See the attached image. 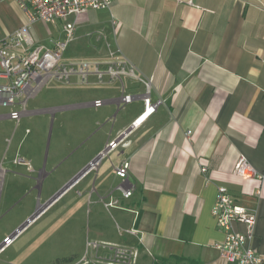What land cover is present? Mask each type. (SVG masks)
Here are the masks:
<instances>
[{
  "label": "crops",
  "instance_id": "crops-1",
  "mask_svg": "<svg viewBox=\"0 0 264 264\" xmlns=\"http://www.w3.org/2000/svg\"><path fill=\"white\" fill-rule=\"evenodd\" d=\"M93 12L78 18L63 61L103 63L118 53L151 80L150 98L163 104L120 138L143 111L144 87L134 80L99 84L91 75L82 84L72 76L69 84L44 80L26 93L28 100L49 82L75 88L67 105L23 117L50 121L48 140L36 138L23 149V140L14 141L20 122L0 133L2 179L19 176L5 169L15 149L34 164L30 171L17 166L36 176L33 189L41 200L4 232L17 236L0 252V264H63L56 261L69 258L66 264H108L89 244L130 250V264H233L214 249L224 237L211 214L218 188L255 215L251 245L264 256V0H112ZM7 21L0 40L24 26L35 46L63 38L61 22L29 24L22 11L18 23L10 15ZM122 93L135 98L119 107ZM95 100L103 105L92 107ZM12 111L0 110V123ZM111 141L119 143L98 159ZM241 159L257 177L234 173ZM123 162H129L125 180L115 175ZM122 190L131 196L124 198ZM30 229V245L19 243ZM234 229L245 232L239 223Z\"/></svg>",
  "mask_w": 264,
  "mask_h": 264
},
{
  "label": "built area",
  "instance_id": "built-area-1",
  "mask_svg": "<svg viewBox=\"0 0 264 264\" xmlns=\"http://www.w3.org/2000/svg\"><path fill=\"white\" fill-rule=\"evenodd\" d=\"M26 16L29 24L45 22L55 25L63 23V38L51 40L45 46H35L30 36L28 26L14 31L7 39L0 40V107L16 108L8 114V119L16 124L27 114L25 110L27 98L21 97L33 90L44 80H53L58 83L69 84L72 76L79 77L82 84H87L88 77L95 76L97 83L108 84L122 82L125 78L134 80L144 87L141 95L143 111L122 132L125 137L133 130L139 128L163 104L162 100L152 101L150 98L151 80L140 76L136 68L123 59L118 53H109L105 62L72 61L65 63L63 55L68 45L73 41L78 18L88 11L107 9L112 0H14ZM73 18V21H69ZM112 25L115 21L112 19ZM102 35H98L101 38ZM107 46V44H106ZM22 50L23 55L16 53ZM134 96L122 93L118 102L119 107L133 102ZM92 107H101L103 101L95 100ZM28 132V131H26ZM191 132H187L189 136ZM119 142L111 141L105 150L100 153L101 159L107 152L116 148ZM14 163L32 167L23 157L17 156ZM97 163V162H96ZM96 163H91L90 166ZM129 162H123L115 170V175L125 180L128 176ZM206 171L202 166L201 172ZM234 173L242 178L257 177L256 172L246 161L239 160L234 167ZM2 173L0 167V192L2 186ZM123 197L131 196L130 190H122ZM211 214L218 228L223 233V240L214 244V249L220 256L233 264H264V256L258 254L252 247L253 229L256 217L253 213L239 206L234 198L222 188L217 189L215 202ZM239 223L245 227V232L239 233L234 229V224ZM17 235L5 238L0 247V252L10 246ZM101 250L99 259L108 264H130L134 259V252L109 244H89Z\"/></svg>",
  "mask_w": 264,
  "mask_h": 264
},
{
  "label": "rangeland",
  "instance_id": "rangeland-1",
  "mask_svg": "<svg viewBox=\"0 0 264 264\" xmlns=\"http://www.w3.org/2000/svg\"><path fill=\"white\" fill-rule=\"evenodd\" d=\"M14 0H3L0 3V30L5 29L9 23L7 21V16L10 15L17 23L21 18V11L18 9L16 4H14ZM90 14H95L91 11ZM37 32L39 34H44L42 32L43 27L41 24H36ZM42 37V36H41ZM87 41V40H86ZM72 89L67 87L66 85L57 84L55 82H49L42 90H40L35 96L30 97L27 100L25 110L27 112H31L34 110H51L53 108L65 106L68 104L69 98L72 97ZM26 98V95H23L21 101ZM7 108L0 107V110H4ZM10 109V108H8ZM14 109V108H13ZM16 110V108L14 109ZM39 117V116H38ZM44 120V118H37L27 116L26 118H22L20 120L19 126L16 128L14 141L22 143L23 149L27 148L31 145L32 142H35L36 138L43 137L45 139H49L50 133V121L47 124H39V121ZM16 127V123L14 121H5L0 123V133H6V129L8 131H13ZM39 129H43L46 131L45 134H40ZM28 131V133H26ZM21 147L19 151L21 152ZM18 154H15V149L9 152V160L10 162L6 165V170L9 172H15L19 176L15 177L10 173L5 175V178L2 181L1 192H0V241L5 234L4 232L7 228H11L12 224L15 222L23 221L27 217L26 215L29 213L30 208H35L37 204H40L41 200L38 197V190L34 191L33 187L37 184L36 176L30 173H27L21 167L14 166L12 161L17 157ZM19 156V155H18ZM21 157V156H20ZM8 160V161H9ZM34 167V164H32ZM34 231L35 229H30L25 234L22 235L19 243L22 241L29 240L28 245H30L31 240L34 239ZM9 236V235H7ZM47 243L42 251L47 249ZM36 243L32 246L35 247ZM31 248V247H30ZM3 254V253H2ZM1 254V255H2ZM10 254V249L6 251L1 258H5Z\"/></svg>",
  "mask_w": 264,
  "mask_h": 264
},
{
  "label": "trees",
  "instance_id": "trees-1",
  "mask_svg": "<svg viewBox=\"0 0 264 264\" xmlns=\"http://www.w3.org/2000/svg\"><path fill=\"white\" fill-rule=\"evenodd\" d=\"M71 262H72V259L71 258H69V259H62V260H57L56 261V263H63V264L71 263ZM179 262L181 263V262H183V260L177 259L176 260V263L178 264ZM187 264H192V263L189 262V261H187Z\"/></svg>",
  "mask_w": 264,
  "mask_h": 264
}]
</instances>
